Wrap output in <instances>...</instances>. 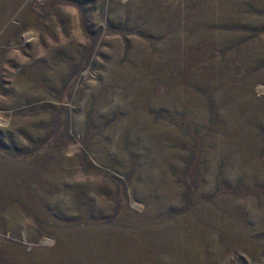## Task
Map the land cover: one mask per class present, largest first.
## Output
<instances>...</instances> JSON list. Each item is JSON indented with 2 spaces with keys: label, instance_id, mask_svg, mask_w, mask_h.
Returning a JSON list of instances; mask_svg holds the SVG:
<instances>
[{
  "label": "rangeland",
  "instance_id": "1",
  "mask_svg": "<svg viewBox=\"0 0 264 264\" xmlns=\"http://www.w3.org/2000/svg\"><path fill=\"white\" fill-rule=\"evenodd\" d=\"M264 264V0H0V264Z\"/></svg>",
  "mask_w": 264,
  "mask_h": 264
},
{
  "label": "trees",
  "instance_id": "2",
  "mask_svg": "<svg viewBox=\"0 0 264 264\" xmlns=\"http://www.w3.org/2000/svg\"><path fill=\"white\" fill-rule=\"evenodd\" d=\"M241 261H242V259H241ZM241 264H246L244 261H242V263Z\"/></svg>",
  "mask_w": 264,
  "mask_h": 264
}]
</instances>
